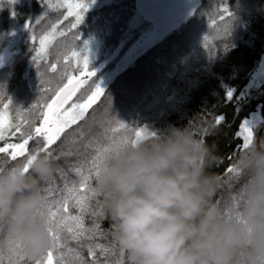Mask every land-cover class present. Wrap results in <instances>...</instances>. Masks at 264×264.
I'll use <instances>...</instances> for the list:
<instances>
[{
  "label": "trees",
  "instance_id": "obj_1",
  "mask_svg": "<svg viewBox=\"0 0 264 264\" xmlns=\"http://www.w3.org/2000/svg\"><path fill=\"white\" fill-rule=\"evenodd\" d=\"M87 3L88 9L77 29H71L73 18L69 17L63 27L66 36H57L48 55L35 61L39 43L37 40L33 44L32 35L37 22L63 20L66 9L57 11L49 7L47 0H0V109L8 104L14 122L26 118L37 102L42 105L49 99L42 92L41 80L52 77L51 68L47 72L45 68L56 63V51L65 40L71 42L81 59L85 56V42L98 44L99 54L89 59L85 69L95 72L85 84V88L93 85L94 90V83L113 72L118 59L143 29L151 27L135 11L133 0H87ZM225 7L231 12L230 17L223 13ZM26 23L30 26L26 27ZM49 30L50 26L44 29ZM36 32L40 34L41 28L37 27ZM74 36L77 38L73 39ZM5 52L9 55L1 62ZM263 53L264 0H202L188 21L166 36L157 37L152 45L112 74L103 85L98 107L93 105L95 111L89 109L86 119L95 118L93 135L108 143L122 136L134 138L143 123L148 133L159 134L170 127L195 132L208 128L216 115H222L223 120L204 137L220 157L209 171L222 177L229 164L237 163L245 151L237 133L253 115H257L250 125L254 142L264 143V72L260 68ZM81 66L73 60L71 74L79 75ZM61 67L62 64H57L58 69ZM254 75L259 77L260 84L252 79ZM60 166L65 168L69 183L78 179L63 161ZM53 177L58 197L65 181L57 173ZM245 179L243 170L236 182L238 189ZM229 193L230 189L224 188L216 199L222 198V205L228 204ZM84 219L85 225H89L91 217L86 215ZM110 224L109 217L103 220V229L108 230ZM111 240L108 236L99 242L110 245ZM65 243L90 260L87 248H81L70 237ZM66 255L71 258L72 252ZM100 259L102 264L105 260L116 264L121 257L117 250ZM124 259L127 260V255Z\"/></svg>",
  "mask_w": 264,
  "mask_h": 264
},
{
  "label": "clouds",
  "instance_id": "obj_2",
  "mask_svg": "<svg viewBox=\"0 0 264 264\" xmlns=\"http://www.w3.org/2000/svg\"><path fill=\"white\" fill-rule=\"evenodd\" d=\"M219 160L203 137L177 127L130 138L108 153L94 191L128 264H264V143L253 142L240 156L246 179L239 213L217 202L222 179L209 169ZM56 169L41 153L29 172L14 165L0 175V219L34 256L51 243L36 213L41 182Z\"/></svg>",
  "mask_w": 264,
  "mask_h": 264
},
{
  "label": "snow or ice",
  "instance_id": "obj_3",
  "mask_svg": "<svg viewBox=\"0 0 264 264\" xmlns=\"http://www.w3.org/2000/svg\"><path fill=\"white\" fill-rule=\"evenodd\" d=\"M47 3L57 11L60 8L66 9L67 14L63 20L57 19L54 23L50 20H46L47 23L43 20L37 22L32 35L33 44L37 40L39 43V48L35 49V61L48 55L49 48L57 36H66L63 27L64 21L69 17L73 18L71 29H77L83 20L84 11L89 6L87 0H47ZM223 13L227 17L232 15L227 7L223 9ZM221 19H224V16H221ZM29 26L26 23V27ZM49 26L50 30L44 31ZM37 27L41 28L40 34L36 32ZM84 49L87 50V42ZM55 59L56 63H51L45 68L46 72L48 67L51 68L52 77L41 80L42 92L49 96V99L42 105L39 102L34 104L27 117L17 122L9 115L8 104L0 109V175L14 165H22L24 171L29 172L31 160L42 153L56 162V173L65 181L63 189H59L58 197L55 195L58 189L54 186V177L42 181L45 185L41 187L42 207L37 210L36 215L45 218L51 243L43 254L31 255L19 237L9 232V221L0 219V264H102L100 257H107L109 253L115 254L117 250L121 259L116 264H128L124 259L127 255L125 250L114 237V225L111 223L108 230L102 227V221L108 219V214L101 202V196L94 191V184L108 153L116 145L127 142L130 138L122 136L102 143L100 137L93 135L95 118L86 119V113L89 109L95 111L93 105H97L104 89L98 83H94V90H91L93 85L85 88L88 77L95 76L94 71H85L89 64L88 56L81 59L80 54L73 50L71 42L65 40L57 49ZM73 60L82 65L79 67V75L71 74ZM57 64H62V67L58 69ZM227 95L230 97L231 92ZM222 120V115H216L208 128L197 130L193 134L204 138L210 132L209 128L213 130ZM119 127L123 128L124 125L119 124ZM134 135L135 139H141L158 134L154 131L145 133L139 130L135 131ZM237 135L242 138V149L247 150L253 145L254 133L247 124L241 126ZM90 152L94 154L89 155ZM240 156L237 163H230L225 169L221 179L226 183L222 184L217 192L219 196L224 188L230 189L228 200L237 213L243 201L242 193L236 187V182L243 173ZM61 161L76 174L77 180L71 183L67 181L65 168L60 166ZM217 202L222 204L223 199H217ZM224 211L230 213L228 204L224 205ZM86 215L91 217L87 226L84 219ZM108 236L112 237L110 245L99 242L101 238ZM68 237L81 245V248H87L90 260L84 259L82 251L67 247L65 241ZM85 241L86 243H82ZM68 252H72L71 258L66 255ZM103 264H108L107 260Z\"/></svg>",
  "mask_w": 264,
  "mask_h": 264
},
{
  "label": "water",
  "instance_id": "obj_4",
  "mask_svg": "<svg viewBox=\"0 0 264 264\" xmlns=\"http://www.w3.org/2000/svg\"><path fill=\"white\" fill-rule=\"evenodd\" d=\"M201 2L202 0H133L135 11L145 22H149L157 37L166 36L188 21ZM260 68L264 70V53ZM139 130L145 133L149 131L144 123L136 131Z\"/></svg>",
  "mask_w": 264,
  "mask_h": 264
},
{
  "label": "rangeland",
  "instance_id": "obj_5",
  "mask_svg": "<svg viewBox=\"0 0 264 264\" xmlns=\"http://www.w3.org/2000/svg\"><path fill=\"white\" fill-rule=\"evenodd\" d=\"M143 30L144 31L141 33V35L124 52L122 57H120L118 59L116 65L114 66L113 72L108 74V76L103 79V80H105V82H107L108 79L111 78V76H112V74L114 72H117L118 70H120L123 67H125L136 55L141 53L144 49H146L147 47H149L150 45H152L156 41L157 36H156L154 30L152 29V27H149V28L147 27V28H145ZM6 52L2 56L3 60H1V62L5 61L6 58L8 57L9 54L6 53ZM98 54H99L98 44L96 42H89L87 44V50H85V56H88V59H90L93 56H97ZM263 72H264V70H263ZM258 78L255 77V75H254V77H252V79H254V81H256L257 83L259 82V84H260V81H258ZM98 81H99L98 84H100L102 80H98ZM256 118H257V115L256 116L253 115L252 118H249L244 124H247V126L250 127L251 123L254 122Z\"/></svg>",
  "mask_w": 264,
  "mask_h": 264
},
{
  "label": "flooded vegetation",
  "instance_id": "obj_6",
  "mask_svg": "<svg viewBox=\"0 0 264 264\" xmlns=\"http://www.w3.org/2000/svg\"><path fill=\"white\" fill-rule=\"evenodd\" d=\"M105 84V80H102L100 83V86L103 88V85Z\"/></svg>",
  "mask_w": 264,
  "mask_h": 264
}]
</instances>
